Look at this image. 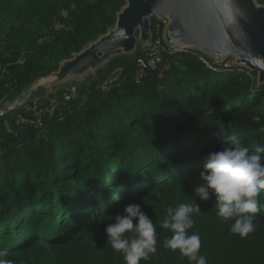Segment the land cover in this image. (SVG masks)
Returning <instances> with one entry per match:
<instances>
[{
    "label": "trees",
    "instance_id": "trees-1",
    "mask_svg": "<svg viewBox=\"0 0 264 264\" xmlns=\"http://www.w3.org/2000/svg\"><path fill=\"white\" fill-rule=\"evenodd\" d=\"M264 6V0H255ZM125 0H0V103L114 29ZM165 24L150 19L161 64L136 84V50L114 57L42 128L15 129L23 109L0 119V253L14 264H124L105 229L139 204L157 230V253L140 264H189L163 247L168 207L198 203L194 216L207 264H264V194L256 230L230 234L214 198L194 188L223 135L250 152L264 147V84L242 67L222 68L195 50L174 51ZM205 59L212 69L200 61ZM110 80V90L97 87ZM15 131L16 136L9 133ZM264 155V154H262ZM138 221H134L136 223Z\"/></svg>",
    "mask_w": 264,
    "mask_h": 264
},
{
    "label": "water",
    "instance_id": "water-1",
    "mask_svg": "<svg viewBox=\"0 0 264 264\" xmlns=\"http://www.w3.org/2000/svg\"><path fill=\"white\" fill-rule=\"evenodd\" d=\"M114 29L80 53L63 61L52 76L63 81L110 59L128 56L135 33L150 39V19L166 23L163 38L171 47L185 46L204 55L234 57L236 64L257 74L264 84V9L254 0H125Z\"/></svg>",
    "mask_w": 264,
    "mask_h": 264
},
{
    "label": "clouds",
    "instance_id": "clouds-1",
    "mask_svg": "<svg viewBox=\"0 0 264 264\" xmlns=\"http://www.w3.org/2000/svg\"><path fill=\"white\" fill-rule=\"evenodd\" d=\"M264 132V128L260 129ZM222 150L210 152L200 172V181L194 188V196L201 202L214 198L216 216L230 223L229 232L247 238L256 230L255 217L260 212L259 198L264 194V147L255 150L242 144L237 135L221 137ZM117 215L115 222L105 229L107 244L122 255L124 264H140L157 253V230L153 221L139 204H130ZM201 214L198 203H180L168 207L160 227L171 235L163 241V247L189 264H207L201 255L202 241L198 233L189 234L195 226L194 216ZM134 221H138L134 223ZM7 252L0 253L6 257ZM0 264H14L11 259L0 258Z\"/></svg>",
    "mask_w": 264,
    "mask_h": 264
},
{
    "label": "built area",
    "instance_id": "built-area-1",
    "mask_svg": "<svg viewBox=\"0 0 264 264\" xmlns=\"http://www.w3.org/2000/svg\"><path fill=\"white\" fill-rule=\"evenodd\" d=\"M152 49L147 51L143 58L137 61L138 71L136 74L135 83L138 84L141 80L145 77L146 71L154 72L157 70L161 64V52L162 48L160 43H155L154 45L151 44ZM200 61L205 64L209 69H212L209 63L200 58ZM111 81L107 80L101 83L97 89L101 92H108L110 90ZM62 98L57 95L56 91H49L48 95L44 98H35L30 99L28 105L23 107L25 114L29 116H19L15 121V129L22 128L23 126L27 127H35V128H42L43 121L45 118L52 117L57 110L60 109L62 105H66L69 101L74 100L77 97V89L70 88L65 89L61 92ZM51 96V97H50ZM14 110V107L11 103L4 104V106L0 107V119L5 117L8 112ZM16 110V109H15ZM9 133L13 134L14 136L17 135L15 131H9Z\"/></svg>",
    "mask_w": 264,
    "mask_h": 264
},
{
    "label": "rangeland",
    "instance_id": "rangeland-1",
    "mask_svg": "<svg viewBox=\"0 0 264 264\" xmlns=\"http://www.w3.org/2000/svg\"><path fill=\"white\" fill-rule=\"evenodd\" d=\"M255 4L264 9V6L257 4L256 1L254 0ZM165 25L166 23L164 21H162ZM150 33V32H149ZM135 38H136V47L134 52L138 49L140 51H142L143 54H145L147 51H149L150 49H152L150 40L147 42H143L140 39V35H139V31H137L135 33ZM168 47L176 52L178 51H182V50H186L187 48L178 46V47H171L168 45ZM187 50H191V49H187ZM199 52V51H197ZM201 55L205 56L208 60H210L212 62V64L214 65H218L220 67L224 68H228L231 66H237V67H241L239 65L236 64V60L234 57H227V58H219L217 56H208V55H204L201 52H199ZM106 63L102 64L101 66H99V68L97 69H89L87 71H85L84 73L77 75V76H72V77H68V79H65L63 81H57V82H53L51 84H45V85H39V83L44 80V79H48L51 76H48L46 78L40 79L38 81H36L27 91H25L19 98L12 100L11 102H3L0 103V107L4 106V104L7 103H11L15 109H23L24 106L28 105L30 99H35V98H44L45 96L48 95V92L51 91H56L57 95H59L60 98H62V94L61 92L65 89H70V88H76L78 89L79 86L81 85H85L87 83H89L92 78L95 76L96 71H98L100 68L104 67ZM247 70V69H246ZM259 84V83H258ZM51 97V96H50ZM70 102V101H69ZM13 110V111H14ZM12 111V112H13Z\"/></svg>",
    "mask_w": 264,
    "mask_h": 264
},
{
    "label": "bare ground",
    "instance_id": "bare-ground-1",
    "mask_svg": "<svg viewBox=\"0 0 264 264\" xmlns=\"http://www.w3.org/2000/svg\"><path fill=\"white\" fill-rule=\"evenodd\" d=\"M181 47L186 48L185 46H181ZM215 56L221 58L219 55H215ZM66 79H68V78H66ZM64 80H65V79H64ZM53 82H57V81L54 80L53 77L51 76V77L48 78V79H44V80H42V81L39 83V85L51 84V83H53Z\"/></svg>",
    "mask_w": 264,
    "mask_h": 264
}]
</instances>
